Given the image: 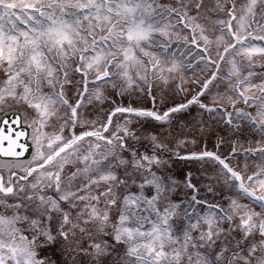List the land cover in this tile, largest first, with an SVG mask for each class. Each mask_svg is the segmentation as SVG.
I'll return each instance as SVG.
<instances>
[{"label":"snow or ice","instance_id":"obj_1","mask_svg":"<svg viewBox=\"0 0 264 264\" xmlns=\"http://www.w3.org/2000/svg\"><path fill=\"white\" fill-rule=\"evenodd\" d=\"M256 54L264 0H0V264H264ZM185 83L157 108L156 86Z\"/></svg>","mask_w":264,"mask_h":264},{"label":"rangeland","instance_id":"obj_2","mask_svg":"<svg viewBox=\"0 0 264 264\" xmlns=\"http://www.w3.org/2000/svg\"><path fill=\"white\" fill-rule=\"evenodd\" d=\"M169 3V2H173V0H160V2L162 3ZM212 2H214V0H212ZM222 51V49H221ZM257 55V59H256V65L255 67L252 69V71L256 72L257 74L264 72V68H260L258 67V63L261 62L259 60V54ZM225 70H226V66H225ZM205 75H207V72L204 73ZM188 76L191 77L192 76V72L189 71L188 72ZM77 79H79V77H77ZM176 83H179V81H177ZM175 85L170 84L168 87H165L163 84L156 86V89L153 93V95L156 96V106L157 108L160 107H170L172 106L174 103H183L185 102L187 99H189L191 97L192 94H194L197 91V87L195 84H191L189 85L188 83H185L184 88L186 89L185 92L183 93H177L174 92ZM217 90V88L215 86L212 87V92L214 93ZM222 90V88H221ZM162 93H163V104H161V99H162ZM211 95L212 93L207 94L203 99L204 102L206 103H210L211 102ZM131 100L135 101L137 103V106H146V107H152V101L151 98L148 96H145L144 93H133ZM21 111H23V109H20ZM199 112V108L197 105H192L190 106L188 109L184 110L183 114L179 115V119L176 121L177 125H179V122L181 120H191L193 117H196L197 114ZM92 118H95V114H92ZM207 140L208 143V149L209 150H214L213 149V144L215 142V137L212 138H205ZM256 139H259V137L257 136ZM203 143H198L195 146L189 145V147H191L193 150H198V149H202L203 148ZM247 146V145H245ZM182 150H186L183 149V146H181ZM221 151L223 152L224 155H228L229 152L231 151L230 147L228 145H224L221 149ZM232 164L234 166H237L238 168H243L244 164L247 162L249 164V167L251 169V171H256V163L259 162V157H245L243 152L240 153V155L231 161ZM199 165H192L191 163H186V162H179L176 165V171L178 174L183 173L185 171H187L188 169H192L193 172L195 173V169L198 168ZM250 174V173H249ZM227 194V193H226ZM218 199V196H217ZM244 203H250L249 200H244Z\"/></svg>","mask_w":264,"mask_h":264},{"label":"water","instance_id":"obj_3","mask_svg":"<svg viewBox=\"0 0 264 264\" xmlns=\"http://www.w3.org/2000/svg\"><path fill=\"white\" fill-rule=\"evenodd\" d=\"M3 118L9 119L10 121H14V119H15V117H13L12 113H7V116H3ZM9 126L10 127H13L14 126V130L17 133H20V132L27 133V128L25 126H22L21 124H15V125H13L12 123H10ZM26 136H27V134L26 135H22V136L19 137L18 144L16 145V150L17 151L21 152V151H24L26 149V147H25V146H27V144H25ZM26 154L24 155V157H23V155L21 157H19V159L20 160H23L26 157ZM4 157L5 156L2 153H0V161H3L5 159ZM11 158L12 159H16L14 157H6V160L7 159H11Z\"/></svg>","mask_w":264,"mask_h":264}]
</instances>
